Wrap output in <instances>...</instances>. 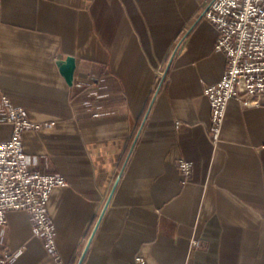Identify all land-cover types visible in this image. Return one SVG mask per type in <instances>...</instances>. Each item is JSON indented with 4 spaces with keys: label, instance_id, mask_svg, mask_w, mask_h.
Listing matches in <instances>:
<instances>
[{
    "label": "crops",
    "instance_id": "1",
    "mask_svg": "<svg viewBox=\"0 0 264 264\" xmlns=\"http://www.w3.org/2000/svg\"><path fill=\"white\" fill-rule=\"evenodd\" d=\"M206 1L0 0V141L5 97L49 124L23 149L68 183L48 205L64 264H264V97L230 100L211 140L205 89L227 57ZM70 56L73 87L58 67ZM0 253L59 264L23 211L0 226Z\"/></svg>",
    "mask_w": 264,
    "mask_h": 264
},
{
    "label": "built area",
    "instance_id": "2",
    "mask_svg": "<svg viewBox=\"0 0 264 264\" xmlns=\"http://www.w3.org/2000/svg\"><path fill=\"white\" fill-rule=\"evenodd\" d=\"M199 19L212 23L218 38L215 49L227 57L223 79L205 89L211 106L210 138L220 141L230 100L239 99L244 107H260L264 97V0H207ZM6 122L12 135L0 141V226L11 211L29 214L33 234L59 264H64L58 251L53 221L48 214L50 197L56 188L67 187L60 175L34 170L23 149V134L38 131L49 124L31 121L23 109L13 106L5 97ZM184 183L193 175V165L179 162ZM193 241L192 247H198ZM10 255L0 253V264H9ZM134 264H147L138 256Z\"/></svg>",
    "mask_w": 264,
    "mask_h": 264
},
{
    "label": "water",
    "instance_id": "3",
    "mask_svg": "<svg viewBox=\"0 0 264 264\" xmlns=\"http://www.w3.org/2000/svg\"><path fill=\"white\" fill-rule=\"evenodd\" d=\"M59 70L69 87L74 86L75 72L77 69V61L75 57H67L58 64Z\"/></svg>",
    "mask_w": 264,
    "mask_h": 264
}]
</instances>
